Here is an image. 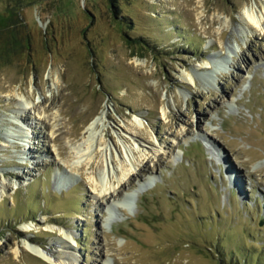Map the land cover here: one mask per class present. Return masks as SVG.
<instances>
[{"label":"rangeland","instance_id":"rangeland-1","mask_svg":"<svg viewBox=\"0 0 264 264\" xmlns=\"http://www.w3.org/2000/svg\"><path fill=\"white\" fill-rule=\"evenodd\" d=\"M101 112L115 164L149 148L106 196ZM1 181L0 264H264V0H0Z\"/></svg>","mask_w":264,"mask_h":264},{"label":"bare ground","instance_id":"bare-ground-1","mask_svg":"<svg viewBox=\"0 0 264 264\" xmlns=\"http://www.w3.org/2000/svg\"><path fill=\"white\" fill-rule=\"evenodd\" d=\"M243 14L245 15L244 20H246V22H248L249 24H252V26L261 25V15L256 14L252 9L244 7ZM204 63H206L207 65L208 62L205 61ZM185 77L188 79V81L194 82L193 75L187 74ZM29 103L30 102L28 100L21 102L23 107H26V105H28ZM161 111L162 114L166 113L164 107L161 109ZM103 118H105V112H101V114L94 115L82 130V136L80 138L82 139L81 142L79 144L76 143L72 147V151L74 153L73 156L76 158L73 161L72 165L73 167H77L80 162L89 163L93 161L99 154V159H104L105 166L102 172L100 173L99 178H97L96 175L92 173L89 176L88 180L93 183V188L98 191L100 195L106 196L110 193L114 194L113 192L116 191L118 185L122 183L123 179L125 177H128V175L131 173L133 162L137 157L136 153L139 152L140 156H146L149 152V148L146 145H143V143H140L139 141L136 142L135 145L129 146L127 149H125L124 155L118 154L120 163V166H118L117 164H115L114 158L112 156V147H108L107 145L102 146V143L104 141L103 133L105 130V127L103 126ZM136 118L140 117L136 116ZM150 149L153 150V148ZM114 180L117 181L116 184ZM0 188V196H2L7 189V186L5 183H3V181H1ZM134 193L135 190H133L132 194ZM67 233H64L65 237H61V241L59 240V246L66 247V249H69L71 246L69 239H71L72 237L70 238V235ZM22 245L23 248L28 249L30 252L54 264H61L62 262H65V260H67L68 262L77 261V256L75 252L71 250L66 251L64 255H54L50 249L49 251L40 245L33 244L28 239L23 240ZM18 250L19 248H16V251Z\"/></svg>","mask_w":264,"mask_h":264}]
</instances>
